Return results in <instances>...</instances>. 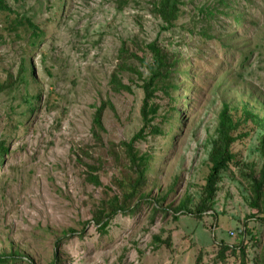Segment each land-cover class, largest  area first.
Segmentation results:
<instances>
[{"label": "rangeland", "instance_id": "374dc122", "mask_svg": "<svg viewBox=\"0 0 264 264\" xmlns=\"http://www.w3.org/2000/svg\"><path fill=\"white\" fill-rule=\"evenodd\" d=\"M7 1L11 12L0 14V86L22 66L27 81L13 93L0 91V140L9 149L0 167V253L20 258L8 264H196L199 256L202 264H216L222 241L242 243L247 264H254L264 225L249 218L256 210L249 207L240 169L222 176L213 207L217 218L212 212L182 215L175 208L190 197L194 210L199 201L222 105L264 113V0H182L171 34L160 31L152 13L155 0ZM237 13L243 15L239 23ZM27 21L40 30L36 47ZM202 28L212 38L202 36ZM157 38L180 59L179 113L169 111L168 97H159L161 113L172 117L164 133L148 137L139 150L151 154L144 192L167 214L161 217L141 201L137 211L118 213L102 232L91 221L92 210L111 194L108 187L117 192L120 174L131 175L123 173L120 144L142 127L144 98L140 81L132 82L128 72L121 79L131 93H116L109 82L122 43L143 56L135 45ZM27 94L39 101L32 114L20 118L25 108L20 97ZM107 101L113 109L103 114L104 145L95 147L93 114ZM13 119L21 120L17 129L9 126ZM257 144L255 136L233 149L256 172L262 165ZM85 163L98 168L102 186L84 181ZM245 224L253 235L241 240L237 234ZM223 264H240V258Z\"/></svg>", "mask_w": 264, "mask_h": 264}, {"label": "trees", "instance_id": "16d2710c", "mask_svg": "<svg viewBox=\"0 0 264 264\" xmlns=\"http://www.w3.org/2000/svg\"><path fill=\"white\" fill-rule=\"evenodd\" d=\"M182 0H155L152 3V13L160 20V31L162 34L174 33L176 29V22L180 18ZM226 7L232 8L227 6ZM11 12V7L7 0H0V14ZM226 15L225 12H223ZM234 21L239 23L242 21V13L233 14ZM27 26L31 29L30 40L31 46L36 47V40L40 39L37 31H40L32 22L27 21ZM209 28V27H208ZM192 32V31H189ZM209 29L202 28L201 33L206 39L212 38L209 34ZM135 44V43H133ZM143 56H139V52L131 48L129 42L122 43L117 56V65L111 75L109 82L110 88L116 93L132 92V86L124 84L121 76L124 73H129L134 79L140 81V88L143 90L144 98L140 110L142 127L139 132L134 135L128 142L120 144L121 152L125 158V165L123 173H130L129 177H120L116 179L118 183L117 192L108 187L111 194L105 193V196L100 200L97 206L92 210L91 221L98 226L102 232H106L111 220L115 218L118 213L128 214L134 213L141 206V201L151 204L153 213L161 215L167 214L166 211L160 210L157 205L149 201V196L145 194L144 188L147 184L146 171L149 168L150 153L141 152L139 145L141 142L147 140L148 137L156 138L162 135L163 127L171 119V115L161 113V104L158 102L162 95L169 98V111L179 113L178 90L175 75L178 73V64L180 59L177 52L171 49L170 44L162 42L159 38L143 47L135 45ZM243 67V65H242ZM24 67L22 66L17 77L8 75V80L5 84L0 86V91L9 89V93L17 88V86L27 84L24 76ZM239 73L238 75H240ZM134 78V79H133ZM177 92V93H176ZM176 93V94H175ZM39 101L38 95H21L20 102L25 106L24 110L17 114L20 118L28 114H32L36 109V103ZM107 108L113 109L110 102H102L93 114L91 122V138L92 146L102 147L103 133L105 129L103 126V114ZM170 117V118H169ZM21 120H11L10 127L17 129L21 125ZM257 137L258 144L256 151L259 154L262 165L259 171L249 169L242 161L239 153L233 150L236 145L245 144L246 139H253ZM211 150L209 152L208 163L209 171L205 178L204 186L201 189V194L198 203L194 206V210L190 208L191 199L187 197L179 203L175 211L182 212V215H190L192 217H202L203 215L212 212L213 217L217 218L213 212L215 204V197L218 193L219 184L222 176L228 173L232 168L241 170V175L248 183L249 189V207L256 210V214L249 218H257L255 223L264 225V113L260 114L253 108L243 105L241 108H231L227 103L222 105L220 109L215 135L211 140ZM9 154V149L6 146V141L0 140V167H3L6 157ZM83 155H88L85 151ZM118 158V157H117ZM80 159H78L79 161ZM86 171L84 174V181L99 187L102 186L98 168L95 165L84 164ZM240 166V167H239ZM122 173V174H123ZM159 200H156V204ZM137 204V205H136ZM211 215V216H212ZM67 232V231H65ZM68 232L73 233L70 229ZM253 235L245 224L244 230L237 234L241 240L246 235ZM157 241H159L158 238ZM61 240L56 244L60 246ZM240 243L238 246H230L225 242L217 244L218 260L217 263H224V261L231 256L240 258V264H247L246 248ZM170 246V245H169ZM203 255V253H201ZM17 254L11 256L0 253V264H8L10 262L16 263L20 261ZM60 254L56 257L59 260ZM202 257L199 256L196 264H199ZM254 264H264V244L261 245V252L258 258H254ZM202 264V263H200Z\"/></svg>", "mask_w": 264, "mask_h": 264}]
</instances>
